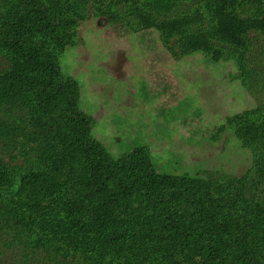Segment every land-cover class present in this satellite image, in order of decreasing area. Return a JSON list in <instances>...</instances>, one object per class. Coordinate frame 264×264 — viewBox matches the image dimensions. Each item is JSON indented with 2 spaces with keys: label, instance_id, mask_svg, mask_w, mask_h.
Listing matches in <instances>:
<instances>
[{
  "label": "trees",
  "instance_id": "16d2710c",
  "mask_svg": "<svg viewBox=\"0 0 264 264\" xmlns=\"http://www.w3.org/2000/svg\"><path fill=\"white\" fill-rule=\"evenodd\" d=\"M191 1L208 9L212 31L190 35L186 51L208 50L210 33L230 47L234 78L264 95V46L250 54L264 40V0ZM158 9L157 0H0V264H264V98L256 113L227 119L251 164L242 193L217 199L213 174L162 173L145 145L111 155L62 68L82 23L95 53L109 30L96 18L125 22L143 58L142 95L163 125L190 98L169 38L197 20ZM208 126L195 111L179 122L197 141Z\"/></svg>",
  "mask_w": 264,
  "mask_h": 264
},
{
  "label": "rangeland",
  "instance_id": "374dc122",
  "mask_svg": "<svg viewBox=\"0 0 264 264\" xmlns=\"http://www.w3.org/2000/svg\"><path fill=\"white\" fill-rule=\"evenodd\" d=\"M157 1L158 12L163 17H194L197 20L185 33L173 34L169 38V46L177 53L171 69L183 81L190 98L187 97L163 125L155 122L152 100L142 95L143 58L137 52L133 29L125 22L113 24L105 17L96 18L97 29L109 26V30L106 29L101 48L95 53L91 51L87 35L85 46L83 35L87 24L82 23L74 36L75 44L60 54L62 68L66 75L79 81L82 108L95 119L94 136L111 155L117 157L131 147L145 145L151 150L160 172L202 177L211 173L218 179L215 198H233L236 193H242L237 180L249 169L251 154L241 147L227 119L256 113L264 95L258 92L260 88L249 90L241 80L234 78L239 69L230 47L223 41L212 39L210 33L208 50L186 51L190 35L212 31L205 6L191 0ZM261 46H264V40L259 41L250 54H256V47ZM213 52L219 56L217 62L212 60ZM258 68L264 79L263 68ZM253 81L250 82L251 89L255 88ZM192 111L204 114L205 119L214 125L212 128L208 126L207 136L198 141L184 138L179 128L180 120ZM220 127H227L226 132L217 135ZM256 201L264 204V186L256 189ZM259 209L264 216V206Z\"/></svg>",
  "mask_w": 264,
  "mask_h": 264
}]
</instances>
